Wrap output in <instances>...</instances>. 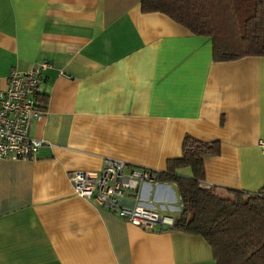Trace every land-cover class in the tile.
<instances>
[{"label":"crops","instance_id":"0c3cea01","mask_svg":"<svg viewBox=\"0 0 264 264\" xmlns=\"http://www.w3.org/2000/svg\"><path fill=\"white\" fill-rule=\"evenodd\" d=\"M42 62L47 111L29 134L46 143L0 158V264H217L202 236L136 226L77 195L69 173L107 156L164 172L190 135L221 144L204 186L258 191L264 56L216 61L210 37L140 0H0V87ZM136 202L176 216L182 198L158 179Z\"/></svg>","mask_w":264,"mask_h":264},{"label":"trees","instance_id":"16d2710c","mask_svg":"<svg viewBox=\"0 0 264 264\" xmlns=\"http://www.w3.org/2000/svg\"><path fill=\"white\" fill-rule=\"evenodd\" d=\"M140 1L143 12L165 13L194 34L210 37L216 61L264 56V0ZM220 151L219 141L185 137L182 157L158 173L160 181L176 183L183 207L174 226L156 231L202 236L217 264H264V187L251 192L201 185L205 157ZM180 168H190L191 175L179 174Z\"/></svg>","mask_w":264,"mask_h":264},{"label":"built area","instance_id":"2783aa9c","mask_svg":"<svg viewBox=\"0 0 264 264\" xmlns=\"http://www.w3.org/2000/svg\"><path fill=\"white\" fill-rule=\"evenodd\" d=\"M49 67L48 62H42L26 71L14 69L8 85L0 87V158L29 159L46 143L31 136L29 128L33 119L42 118L47 111V104L43 105L41 100V85ZM128 164L107 156L99 171L76 169L69 173V179L77 195L118 213L136 226L153 231L174 226V215L160 212L153 202H136L140 184L157 181L158 173ZM127 192L132 198H126Z\"/></svg>","mask_w":264,"mask_h":264}]
</instances>
